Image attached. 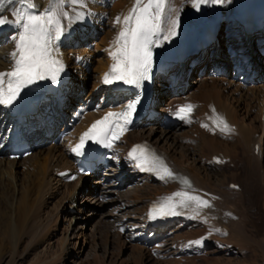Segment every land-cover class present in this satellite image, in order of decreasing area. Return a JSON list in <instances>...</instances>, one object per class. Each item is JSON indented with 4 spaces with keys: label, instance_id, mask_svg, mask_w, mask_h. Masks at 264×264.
<instances>
[{
    "label": "bare ground",
    "instance_id": "obj_1",
    "mask_svg": "<svg viewBox=\"0 0 264 264\" xmlns=\"http://www.w3.org/2000/svg\"><path fill=\"white\" fill-rule=\"evenodd\" d=\"M112 1L116 3L114 0H86V8L77 7L75 9V11L84 13L83 19L74 20L71 23L67 20L64 21L67 29L65 35L59 41L58 46V58L61 59L63 63V71H61L59 77L64 82L65 113H68L69 115L66 118L60 115L59 118L55 119L52 116V111L47 109L46 106L43 109V114L40 113V116L37 117L33 125L32 135L30 137L33 151L30 156L25 159L12 158L11 153L6 149V145L0 146V201L3 203L7 200V198H9L8 204L13 212V215H15V220L13 218L12 220L11 217H6L7 222L5 228L6 234L10 235V240H13V246H11L14 248L18 247L21 237L24 238L22 231L28 225H26V219L29 217L31 211L34 209V205L37 204V202L40 206H38L39 208L37 207V213L33 216L27 229H30L29 234L32 236V243L38 239L40 226L38 225L37 220H39L38 217L42 212V209L46 207L48 204L47 202L50 200V198H48V194L51 191L52 183H54L53 181L55 180L54 172H59V181H57V183L60 184V187L69 191V197H66L64 200L70 201V210L74 208L77 202H79V199L84 200V204H80L81 207L80 210H78V215L73 217L74 220L81 221L85 218L86 212L90 208L87 206L88 204H93L94 202L100 203L101 208L103 207V209H108L109 212H112V214L117 215L119 213H124L126 216L124 222L132 221L129 224V228L134 227V229L131 228L130 231L133 234L134 232L136 234V231H139L134 236V239L133 237H130V239L138 241V245L136 244L134 247L141 246L142 238H147L145 240L147 242L142 245L144 250H153L159 247L162 248L163 246L169 245L167 243L171 241V245L175 246L174 243L176 242H174V239L176 238V235L180 233L179 231L184 228H188L190 224L195 221V219V223L197 224L199 218L202 219L208 217L209 215H206L207 212L205 210H209L210 208H202L200 210V214L196 215V211L193 207H177L176 211L180 213L179 215L167 216L165 219L160 221L156 228H153L148 223L147 212L149 206L153 201L157 200V197L166 194L164 192L166 189H164L161 185H168L166 186L167 189H169L167 191L174 190L176 192H192L201 196L203 199L208 200L212 204V207H217L215 202L216 200L211 199V193L208 194L207 191L210 190L205 187L204 178L199 173L200 168L196 165V162H198V165L201 163L200 160L196 157V154H190L191 159L187 156V150H185V139L187 138H202V142H204L205 145L204 147L206 149H213V151L210 152L211 168L214 166L212 164V162L214 163L213 160L216 157H221L220 153H223L222 160L230 158V162L232 163V155L236 154L237 149H241L243 158L239 161V166L242 165L243 167L242 172H244V177L240 184L234 183V185H238L240 187L239 191L242 193L243 197H246V194L250 195L253 192L256 195L264 192V187L261 186L262 183H264V124L261 123L262 115L259 116L260 119H257L253 115L252 117L254 118H251L250 114L252 109L256 110L257 108L258 111L263 114L264 104H260L264 98V69L262 68H259L260 76L256 80L252 83L244 85H241L238 80H235L233 76L230 75L219 78L212 77L209 74L206 77L205 75L201 76L204 78H198L199 85L196 87L197 89L191 93L189 92V94L187 92V88L180 89L177 90V92L172 93L169 88H164L163 78H160L159 86L156 90V97L154 98L150 108V119L149 121L142 122V125L150 122H154L155 125L149 127L142 126V129L138 134L135 135L132 132L122 138L120 144L114 148L113 155L107 164L102 167V169L97 171L95 176L89 181L91 182L94 180V183L92 182L90 184L93 186L98 184L99 186V192H96V197L93 195L85 197L84 194H79L80 183H75V180L71 183L61 181L62 177H67V175L74 170L75 163L73 160V149L75 148L77 142H79L81 134L87 130L89 125L100 118L104 113L108 110L118 108L126 100L124 95L119 94L118 92L115 93L114 85L104 83L105 74L111 72L112 65L115 63L111 56V52L115 50V41L122 29V24L116 23L117 13H115L117 4L122 5V3L113 4ZM254 1L256 0H230V2H225L224 4L208 3L202 5L200 10L197 11L192 6V0H177L175 2L174 0H169L167 16H170L172 19H176L177 17L179 18L180 26L178 34L170 40H163L162 36L154 38L158 39L160 45L158 47L154 46V48L157 53L163 54L171 44L175 43V41L179 39H187L188 37L196 35H209L213 31L218 30V36L216 37L212 51L214 50L219 52L218 55L222 58V62L226 63L228 56L221 48V42H223V40H221L222 37H219L221 26L223 23L226 24L225 27L227 30L225 31L228 32V43L232 42V44H237L241 41L242 37H248L244 35L245 23L241 21V14L245 13L246 15H251L253 12L251 4ZM134 2L135 0L131 1V5L125 7L122 11L121 18L128 14L129 10L133 7ZM34 3L36 5L35 8L27 9L20 3V0H2L3 6L0 8V18L11 21L12 23L11 25H7L6 23L3 26H0V43H2L0 46L2 45L1 47L4 51V53L0 54V73L12 71L14 67L15 61L12 57V53L16 51V39H18L20 33V29L15 24L17 13L23 10L24 12H30L31 14L38 15L50 7L49 0H34ZM108 4L111 5L110 8L108 7ZM65 10L69 11V15L74 16V12L67 6L65 7ZM95 21L98 22L97 26L94 25ZM103 21L106 22V25L108 24L109 29V34L107 33L108 37L106 38L107 40H102L104 46L103 49L107 53L101 60L98 61V67L94 70V73L90 74V64L89 61L83 59L85 58L84 56L82 58L83 52H80L82 54L81 55L78 53L79 51L77 53H73V50L77 48V45H80L81 43L83 44L89 36L95 38L94 32ZM104 28H106V26ZM166 28L167 25H165V30ZM246 34L249 35L250 42L255 41V35L249 34L248 30L246 31ZM232 40H235V42L233 43ZM239 46L240 44H237L232 47L236 49ZM209 55L210 50L207 52L203 51V53L200 54V66L198 69L207 66V61L210 59ZM5 56L9 57L11 62H7V60H5ZM79 63L83 64L80 65ZM191 76H195V70L188 68L186 79L189 80ZM45 80H39L34 83V85L41 86ZM89 84V89H87V85ZM103 91H105L107 97L109 95L112 99L111 102H109L108 107H104L105 109L100 106L97 107L93 105L95 99H97ZM165 99H168V104H165ZM244 104L246 106L245 108H247L245 112L246 115L243 117L246 123H243V121L240 123L237 120L239 119L237 112L238 110L242 111ZM259 104L260 106H257ZM187 105H191L193 110V113L189 116L188 120H184L179 123L174 130H164L162 127L163 115L174 114L177 112V108L179 106ZM235 105H237V108ZM248 109H250V111H248ZM46 114L49 117H46ZM217 117L226 121L231 129L236 127V131H231L228 134L221 132L220 128L217 127ZM72 118L75 119V122L71 121ZM10 121L11 116L9 111L4 107V105L0 104V133ZM200 122H202V124ZM248 124H250V126H248ZM254 124L261 129L262 133L259 134L256 131V126V128H252L251 125ZM204 125H207V127ZM59 126H61V129L58 128ZM38 127H41L40 131L34 130ZM67 127L72 129V133L65 139L61 140V143H65V146L69 149V154L63 155L57 159L55 155L57 146L53 144L54 139H57L60 131L65 130ZM201 129H206L205 131L211 136H202ZM46 131L49 134H52L51 139H47L45 137ZM230 134H236V138L234 137L236 139V144L232 140L231 142H225L223 140L224 138L220 140L217 136H229ZM141 140L153 143L160 150L164 151L168 162L173 168V171L178 179L182 180L185 177L191 179L193 183L191 188L182 187L179 181H176L175 183H161V181L156 177L142 175L139 173L136 166L132 164L130 158L127 156V152L133 145L139 143ZM59 141L60 139H58V142ZM210 143L213 146H211ZM218 145L223 147V151L215 150L214 147ZM258 146H260L259 150H257ZM206 149H204V151ZM70 150L72 151L70 152ZM123 151V154L125 155L122 157L123 154L120 153ZM117 152H120L119 154L121 155V158L117 156ZM19 169H22L25 174L23 178L19 175ZM103 173L105 174L102 175ZM100 175H102V177L97 178ZM105 175H107V178ZM122 175L128 176V179L130 181L132 180L133 185H130L128 189H125V192L119 193L121 188L120 178H122ZM90 177L91 176L81 177L77 174L76 179L80 181L85 180L87 182L86 179H89ZM227 184H229V182ZM229 187L230 186H228L224 193H239V191H229ZM93 189L95 188L93 187ZM117 193L121 194V196L123 193H129V195L126 197L125 201L116 202L113 198L109 202L107 201L112 195H118ZM130 193L134 194L131 195ZM123 198L125 199V197ZM217 204L219 206V202H217ZM59 209L60 208L58 207L56 210ZM125 211L127 212L125 213ZM112 214H109L110 216L108 217H113ZM79 215H81V218ZM216 216H214L215 220H217ZM52 217L53 215L49 218L50 221ZM8 220H10V222ZM212 220L211 222H213ZM173 223H179L178 227L171 229L170 226H172ZM84 224V222L78 223V227L82 225L83 229ZM213 224L211 223V225ZM215 225L216 228L219 229L220 235H222V233L224 235L226 234L225 230L228 228L226 225L221 226L219 223ZM217 229L214 228V230ZM216 233L218 232L216 231ZM75 239H79V237H65L63 243L64 249L62 250V253L69 252V246L71 247L73 245L71 241ZM35 244L37 245V242H35ZM2 247L3 244L0 248ZM131 247L133 246H127V248Z\"/></svg>",
    "mask_w": 264,
    "mask_h": 264
},
{
    "label": "rangeland",
    "instance_id": "obj_2",
    "mask_svg": "<svg viewBox=\"0 0 264 264\" xmlns=\"http://www.w3.org/2000/svg\"><path fill=\"white\" fill-rule=\"evenodd\" d=\"M114 1L116 3L112 1L113 4H117L120 2L122 3V5L117 4L115 9V13H117L116 14L117 17H121L122 11L125 9V7L130 6L131 1L134 0H114ZM175 1L177 0H174V2ZM111 5L108 4V7L110 8ZM7 25H11V24L7 23ZM94 25L97 26L98 22L95 21ZM105 26L106 28H104ZM225 26L226 24L224 23L221 26V30L219 34V37H223L221 38V40H224V38H226V36L228 35V32L225 31L227 30ZM107 33L109 34L108 24L106 25V22L103 21L101 25L99 24L98 29L94 32L95 38L89 36V38H87L83 44L81 43L80 45H77V48L73 50V53H77L78 51H79L78 53L83 52L82 53L83 55L81 53L80 54L82 55V58L83 56L85 57L83 59L89 61L90 74L94 73V70L97 69L98 67L97 65L98 61L101 60L102 57L107 53L106 51H104L103 49L104 46L102 43L103 41L107 40L106 39L108 37ZM1 46H0V54L4 53L3 48ZM5 60H7V62H11V59L6 56H5ZM83 63H79V64L82 65ZM207 73L208 72H206L202 76L204 75L205 77L208 76ZM190 78L191 79L189 80V87L187 88L188 94L189 92L191 93L195 89H197L196 87H198L199 85L198 83L199 77H196L195 75V76H191ZM89 86L90 84L87 85V89H89ZM107 100L108 97L105 96V93H101L99 97L95 99L93 105L97 107L100 106L103 109H105L104 107L106 106L108 107L109 102H111L112 99L110 98L108 102ZM262 101L260 102L261 105L264 104V98ZM164 102L165 104H168L169 101L168 99H165ZM260 104L257 106H260ZM235 107L237 108V105H235ZM245 107L246 106L244 104L242 111L238 110L237 112L239 116V119L237 120L240 123H242V121L243 123H246V121H244L243 119V117L246 115L245 112L247 109ZM248 111H250V109H248ZM257 111L258 108L256 110L252 109L250 113L251 118L255 117L257 119L258 118L260 119L259 116L262 115L263 117L261 116V123L264 124L263 122L264 105H263V114ZM252 115L254 117H252ZM200 123L202 124V122ZM153 125H155L154 122L141 125L139 126L138 129L134 131L133 134L135 135L138 134L142 129V126L149 127ZM248 126H250V124H248ZM251 126L252 128H254L256 124ZM58 128L61 129V126H59ZM175 128L176 126L171 127L169 129L163 127V129L166 131L174 130ZM70 130L72 133V129ZM205 130L201 129V135L210 137L211 135ZM256 131L259 134L262 133L261 129L258 127ZM217 136L219 137L217 138L220 140L224 138L223 140L225 142H231V140L234 143L236 142L235 139L236 134H230L229 136H223V135H217ZM53 144L57 146L55 152L57 159L63 155L69 154V149L65 146V143L63 142L61 143V140L59 142H54ZM185 144H186L185 150H187V154H188L187 156L189 157V159H191L190 154L192 155L196 154L197 155L196 157H198V159L200 160L201 163L199 165L198 162H196L197 164L196 163L194 164H196L197 167L200 168L199 173L204 178L205 187L208 190H210L207 192L208 194L211 193L210 196L212 197L211 198L212 200L213 199L216 200L215 202L217 207L214 206L211 207L209 210L206 209L205 211L207 212L206 215L207 214L209 215L208 217L202 219L199 218L197 224L195 223L196 222L195 219V221L191 223L188 228L186 229L184 228L181 231H179L180 233H178L176 235V238L174 239V242H176L174 243L175 246L171 245L172 242L171 241L167 243L169 245L163 246L162 248L159 247L153 250H144V248H142V245L147 242L145 241L147 238H142L141 246L134 247V245H136L138 241H135L133 239L134 236L139 231H136L137 232L136 234L134 231H133L134 234L130 231L131 228L134 229V227L129 228V224L132 221L124 222V219L126 218L124 213L122 214L119 213L120 215L112 214V212H109L108 209H103V207L101 208L100 203L94 202L93 204H88L87 206L90 208L86 212V216L84 215L85 218L81 221L74 220L73 217L78 215V210H80L81 205L84 204V200L79 199V202H77L74 208L70 210L69 209L71 206L70 201L64 200L66 197H69L68 196L69 191L66 190L65 188L60 187V184L57 183V181H59V172H54L55 180L53 181L54 183H52L51 186L52 189L48 194V198H50V200L49 202H47L48 204L46 205V207L42 209V212L38 217L39 220H37V223L40 226V230H39L40 232L38 231V239H36L35 241L37 242V245L35 244V242L32 243L33 241L31 240L32 236L29 234L30 229L28 230L27 228L28 225H30L33 216L35 215V213H37L36 209L38 206H40L38 205L39 203L37 202V204L34 205V209L31 211L29 217H27L26 219V225L27 224L28 225L22 231V235L24 236V238L21 237L18 247L14 248L12 247L13 240H10V235L6 234L5 228L7 222L6 219L8 217H11V219L13 218L15 220V215H13V212L8 204L9 198H7V200H5L3 203L0 201V242H1L0 247L3 244V247L0 248V264H264V192L260 193L259 195H256L253 192L250 195L246 194V197H243L242 193L239 190L229 187L230 188V190L228 189L229 191L234 190V191H239V193L238 192H235L233 194L227 192L224 193L225 190H227L228 186L234 183L240 184L241 180L244 177V172H242L243 167L242 165L239 166V161L242 160L243 158V153L241 149H237L236 154L232 155L233 157L232 163L230 161L226 164H215L212 162L214 166L211 168L210 152L213 151V149H206L204 147L205 146L204 142H202V138L201 139L199 137H195L193 139L187 138L185 139ZM210 145L213 146L211 143ZM214 148L215 150L223 151V147L220 145L215 146ZM204 149L206 150L204 151ZM71 151L72 150H70V152ZM160 151L164 153V151L162 150ZM119 153L120 152H117V156L121 158L120 154H123L124 151L120 154ZM124 155L125 154H123L122 157ZM18 172L21 178L25 176L22 169H19ZM95 174L91 175L89 179H86L87 182L85 180L80 181L77 179L74 181L75 183L77 182L80 183L79 194L82 195L84 194L86 197L89 195L95 196L97 194L96 192L97 191L99 192L98 184H95L93 186L90 183L92 182L94 183V180L89 182L90 179L95 176ZM104 174L105 173H103L102 175ZM102 175H100L97 178L102 177ZM105 177L107 178V175H105ZM61 181L65 182L64 178H62ZM165 182L166 181H163L161 183H165ZM228 182L229 184H227ZM66 183H70V182L66 181ZM130 185H133L132 180L130 181L128 179V176L122 175V178H120L121 188L119 190L120 191L119 193L125 192V189H128ZM263 185L264 183H262L261 186L264 187ZM161 186H163V188L166 189V191H164L166 194L163 195L172 196V194L175 193L174 190L167 191L169 190L166 187L168 185H161ZM93 187L95 189H93ZM130 194L133 195L134 193H130ZM128 195L129 193H123L122 196L121 194L112 195L110 199L107 201L109 202L112 198L115 199L116 202L125 201ZM123 197H125V199ZM217 202H219V206ZM58 207L60 209L56 210ZM126 212L127 211H125V213ZM224 213L226 216L224 215ZM109 214L110 215L112 214L114 218L108 217L110 216ZM50 215L51 216L53 215L51 221L49 219L51 217ZM79 216L81 218V215ZM214 216L217 217L216 218L217 220H215ZM211 220L213 222H211ZM8 221L10 222V220ZM83 222L85 224H84V228L82 229V225L78 227V223H83ZM216 222L219 223V225L221 226L226 225L228 227L227 230L224 229L226 233L225 235L223 233L222 235H220V231L219 229L216 228L215 225L217 224ZM211 223L212 224L215 223V224L211 225ZM178 225L179 223H173L171 229L177 228ZM213 227L217 230H214ZM216 231L219 234L216 233ZM71 236L72 238L79 237V239H75L71 241L73 245L71 247L69 246V252L62 253V250L64 249L63 243L65 237H71ZM130 237L131 238L133 237V239H130ZM124 241H127L128 243ZM127 246H133V247L127 248Z\"/></svg>",
    "mask_w": 264,
    "mask_h": 264
},
{
    "label": "snow or ice",
    "instance_id": "obj_3",
    "mask_svg": "<svg viewBox=\"0 0 264 264\" xmlns=\"http://www.w3.org/2000/svg\"><path fill=\"white\" fill-rule=\"evenodd\" d=\"M50 7L43 13L34 15L23 10L17 13L15 21L20 29L16 39V51L12 53L14 67L12 71L0 73V104L11 105L20 95L22 89L34 84L39 80L51 79L56 82L63 63L59 59V41L65 35L67 26L74 20L83 19L84 13L75 11L78 8H86V0H49ZM230 0H192V6L199 11L202 5L224 4ZM27 9L36 7L34 0H20ZM169 0H135L133 7L124 17H117L116 23L122 24L115 41V50L111 56L115 63L110 73L104 76V83L112 84L122 81L124 84L140 87L144 80L151 79L152 49L160 46L158 39L170 40L178 34L180 26L179 18L172 19L167 16ZM0 0V8H2ZM68 7L74 12L69 15ZM11 24V21L0 18V26ZM165 25L167 28L165 30ZM136 109V102L126 105L122 112H108L101 120L96 121L91 128L83 133L79 143L73 149L77 154H83L86 141L103 144L112 147L113 141L119 140L132 123V116ZM192 106L180 107L175 115L181 120H188ZM190 122V121H189ZM217 127L220 131L228 134L233 129L222 118H216ZM207 127V125H204ZM130 157L138 161L144 170L154 172L161 180H177L178 177L164 160L152 152L146 151V146H136L132 149ZM219 162V161H218ZM183 183L191 188L187 180ZM177 198L178 201H177ZM177 207H193L196 215L202 208H211L212 204L189 191H180L168 198L165 205L153 209V218L160 215H179Z\"/></svg>",
    "mask_w": 264,
    "mask_h": 264
}]
</instances>
